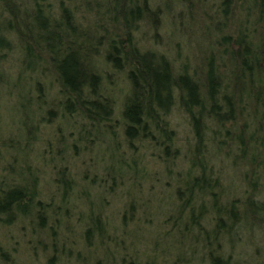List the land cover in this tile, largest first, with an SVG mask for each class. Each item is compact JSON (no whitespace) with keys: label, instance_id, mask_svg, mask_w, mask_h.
<instances>
[{"label":"trees","instance_id":"16d2710c","mask_svg":"<svg viewBox=\"0 0 264 264\" xmlns=\"http://www.w3.org/2000/svg\"><path fill=\"white\" fill-rule=\"evenodd\" d=\"M0 264H264V0H0Z\"/></svg>","mask_w":264,"mask_h":264}]
</instances>
